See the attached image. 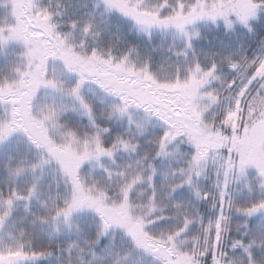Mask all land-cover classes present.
I'll return each mask as SVG.
<instances>
[{
	"label": "snow or ice",
	"instance_id": "obj_1",
	"mask_svg": "<svg viewBox=\"0 0 264 264\" xmlns=\"http://www.w3.org/2000/svg\"><path fill=\"white\" fill-rule=\"evenodd\" d=\"M102 3L106 10L120 12L149 35L153 27L174 28L186 37V48H192V38L199 35L198 31H188V25L200 20L215 23L222 18L232 27L230 16L235 14L247 26L249 18L264 8V0H193L191 3L175 0L174 4L169 0L155 4H146L145 0H102ZM23 7L26 14L36 5L28 0ZM53 15L48 9H39L30 19L18 16L14 27L0 28V43L16 40L24 47L23 67L15 69L17 78L0 82V103L11 105L5 119L0 120V143L13 132L22 131L41 151V158L28 168L34 171L55 162L67 185V196L62 207H55V217L62 215L67 223L73 213L90 210L99 217L97 241L107 237L113 229H119L129 238L131 250L123 256L117 254L112 264H126L137 249L155 255L162 264H233L227 252L217 254L223 234L229 230L230 217L224 213L225 204L246 217L264 212V198L244 207L234 204L230 198L225 201L234 171L245 175L249 167L255 168L260 187L264 189V136L259 135L264 132V55L245 59L248 70L245 78L233 77L222 82L232 93L229 105L224 108L216 92L207 90L212 81L220 79L217 62L204 67L197 60L184 69V75L177 65L172 76L161 79L152 69L150 58L141 62L134 59L135 47L115 55L110 48L102 49L96 43L89 45L88 36L98 35L93 32L91 21L83 24L82 38L76 42L73 31L79 21L71 20L73 31L62 32L53 21ZM183 54L187 56L186 51ZM226 59L229 67L238 72L240 62L231 57ZM49 60L60 61L65 71L75 74L74 81L68 83L54 68L50 74ZM86 83L95 84L106 98H114L108 106L107 117L121 120L126 117V131L130 135L118 133L110 143L105 141V135L112 129L96 123L95 104L82 94ZM41 87L77 101L78 106L72 105V110H83L94 131L81 138L75 128L60 124L61 114L68 110V105H57L53 101L34 109L33 101ZM213 108L216 111L209 119L208 112ZM136 112L155 118L160 122V130L148 140L152 149H146L134 164L117 172L119 180L113 184L112 170L101 161L107 157L115 163L118 152L139 151V137L146 134L147 124L134 118ZM245 113L249 120L247 125ZM248 138L257 140L254 154L244 148ZM184 143L192 146L187 166L160 173L155 161L182 154ZM233 153L238 154V159ZM209 157H220L224 161L217 171L218 177L222 172L223 179L217 181L216 194L196 186ZM85 162L99 165L105 176L98 179L82 176ZM10 171L20 174L25 167L21 164ZM158 174L162 176L160 182L156 179ZM145 184L147 188L140 187ZM185 186L194 190L197 199H211L213 206L218 205V216L205 223L198 210L189 213L186 202L177 198V193ZM135 193L145 197L143 202H136ZM15 196L17 193L13 191L5 201L9 207ZM8 215V212L0 215V225ZM165 220L173 223L156 227ZM194 222L201 225L203 246L200 237L188 235ZM189 239L193 241L192 247L186 249L184 246ZM258 240L264 244V232L259 238L250 237L247 242L235 239L231 248L242 249L247 264H257L253 249ZM23 255L20 250L6 255L0 253V264H10Z\"/></svg>",
	"mask_w": 264,
	"mask_h": 264
},
{
	"label": "rangeland",
	"instance_id": "obj_2",
	"mask_svg": "<svg viewBox=\"0 0 264 264\" xmlns=\"http://www.w3.org/2000/svg\"><path fill=\"white\" fill-rule=\"evenodd\" d=\"M27 2L28 0H0V28L16 26L18 16L23 15L25 19H30L39 9H48L54 13L53 21L59 25V30L62 32L73 31L69 24L71 20L79 21L78 26L73 31V37L76 42H79L82 38L81 27L83 24L91 21L94 26L93 32L98 33V35L90 34L88 36L89 45L96 43L102 49L107 50L110 48L115 55H121L129 47H135L137 52L133 54V57L137 62L150 58V56L145 55L147 52L145 46H142V49H140L139 45L143 41L159 38V41L164 43L166 40L167 47H169L168 50H170L171 67L164 69V63H162V59H160L159 63L156 62L158 70H154L157 75L161 79H167L173 75L177 65L181 67V75H184V69L193 65L197 60L204 67L209 66L212 61H215L220 66L217 72L220 79L212 81L207 90H214L216 94L217 90L222 86L221 84L224 77H227L226 75L228 72L224 71L223 68L225 66L226 57L231 54L230 50L233 49L234 45L237 46V40L242 42L247 41L251 37L252 32L257 33L264 24L263 8L257 11L256 16L249 18L247 26L241 23L235 14L230 16L233 22L232 27H228L222 18L218 19L215 23L211 20H200L197 21L195 25L187 26L188 31H198L199 35L192 38V48H186V37L178 33L174 28L153 27L149 35L140 30L130 18L122 15L120 12L116 10H106L102 0H31L36 7L28 10L25 14L23 5ZM120 33L135 37V41H133L134 45L128 46L125 42L122 48L121 39H119ZM235 38H237V40ZM170 47H172V50ZM23 51V44L19 41L9 40L0 43V63L11 61L14 64V69L15 67H23L24 58L21 55ZM184 51L187 52V56L183 54ZM177 53H179V55ZM49 68L50 74L51 69L54 68L61 78L68 83L73 82L75 79V74L65 71L61 62L58 60H49ZM164 71H166V73L161 74ZM16 78L17 73L13 71L12 75L5 80H14ZM82 94L90 101H103L102 103L108 106L114 100V98H106L104 94L97 89L96 85L92 83H86L84 85ZM53 101L57 105L65 104L69 106L68 110L62 114L73 113L82 117L87 116L83 113V110H72V105L78 106V102L73 98L67 96L62 97L54 90L44 87L39 89L33 101L34 109H39L45 104H52ZM202 103H206V101ZM10 107L11 105L0 103V108L3 110V115L0 117V120L5 119ZM213 111H216V109L213 108L212 111L208 112L209 119L212 118ZM134 118L146 122L147 127H160L159 121L155 118L145 116L142 112L134 113ZM244 122L246 125L249 123L246 113ZM241 135H243V129H241ZM259 135L264 136V132H261ZM56 139L57 142H60L59 137H56ZM253 140L254 141H251L250 138H248L244 144L245 150L249 153L253 151V148L256 149L257 140L256 138ZM190 148L192 151V146ZM14 154L19 155L18 158L21 161L19 163L25 167V171L20 174V177L31 182L32 187L26 193L13 197V204L11 207L5 203L7 199H0V215H3L5 212L9 213L3 225H0V253L6 255L9 251L17 250L25 253V255L21 257L14 258L10 264H37L38 258L31 256L27 251V245L24 244V239L27 236L25 232L29 227H33L38 232L42 233V235H55L60 233L78 234L84 233L90 229L99 230V217L90 210L73 213L71 220L67 223L62 215L60 217H55V207H62L64 198L67 196L65 178L58 170L55 162L45 165L42 169L36 168L34 171L28 168V165L35 163L41 158V151L29 142L22 131L13 132L7 139L0 143V159ZM233 155L238 159V154L233 153ZM12 159L14 158L12 157ZM208 162L214 167L216 175L220 164L224 163L220 157H209L207 164ZM87 164L89 163L85 162V165ZM254 170L256 171L255 168L249 167L246 171ZM237 174L238 171H234L231 174L229 186L232 181V176ZM218 179H223L222 172L219 177L217 176L216 185ZM215 187L217 188V186ZM30 190H32L31 194ZM216 190L218 191V189ZM228 199L229 196L225 197V201ZM226 208L227 204H225L224 207L225 215ZM108 235L121 238L128 245L129 250H131L132 246L129 238L119 229H113ZM220 252H223L222 245L221 250H217V254L219 255ZM131 257L142 260L147 259L150 261V264H162V261L155 255L145 252L142 249L135 250Z\"/></svg>",
	"mask_w": 264,
	"mask_h": 264
},
{
	"label": "trees",
	"instance_id": "obj_3",
	"mask_svg": "<svg viewBox=\"0 0 264 264\" xmlns=\"http://www.w3.org/2000/svg\"><path fill=\"white\" fill-rule=\"evenodd\" d=\"M158 2L159 0H145L146 4H155ZM191 2H193V0H185V3ZM169 3L174 4L175 0H169ZM119 39H121L122 48L124 47L125 42L128 46L134 45L133 41H135V37L128 34L120 33ZM235 39L237 40V38ZM237 42V46L232 45L233 49L230 50L231 54L227 57L231 56L233 60L240 62L239 71H233L229 67L226 59L223 69L228 73L223 81H228L233 77H238V79L245 78L248 73L245 59L251 60L264 55V24L257 33L252 32L251 37L247 41L242 42L237 40ZM139 46L140 49H142V46L147 48L145 55L150 56L153 70H158L157 63H159L160 59H162V63H164V69L171 67L170 65L172 62L169 52L170 50H168L169 47H167L166 40L162 43L159 41V38H154L153 40L143 41ZM170 49L172 50V47H170ZM13 65V62L11 61L0 63V82L5 81L7 77L12 75L13 71L16 69V67L15 69L13 68ZM165 73L166 71L161 74ZM221 85V88L217 90V95L220 97L221 107L226 108L230 103L232 93L227 89L224 83ZM91 101L95 104L96 123L108 126L112 129V132L106 134L104 137L106 142L110 143L118 133L124 134L125 136L130 135V133L126 131V118L122 120L116 118L108 119V105H105L98 100ZM2 115L3 110L0 108V117ZM59 123L75 128L79 132L81 138L94 131L92 122L89 120L88 116L82 117L77 114L66 113L61 115ZM159 130V126L147 127L146 134L139 137L141 146L136 153L120 151L116 154L115 163H112L107 157L102 158L101 162L113 172V184L119 180V177L116 175L117 172L124 170L128 164H134L146 149H152V145L148 143V140ZM190 147L191 146L184 143L182 145V154L178 153L176 157H170L167 159H157L155 164L159 169V172L170 173L172 169L182 166L186 167L188 154L191 152ZM18 156V154H14L0 159V199H7L12 195L13 191H15L17 195L26 193L32 187L31 182L20 177L21 173L14 175L10 171L20 165L19 162L21 161ZM12 157L14 159H12ZM82 174L89 179H98L105 176L104 170L99 167V165L93 166L89 164L85 165L84 169H82ZM156 179L157 182H160L162 176L158 174ZM216 179L217 175L215 169L212 164L208 162L205 172L199 177L196 186L202 190L216 194L218 192L216 190L218 188L215 187ZM140 187L147 188V184L141 185ZM228 190L229 198L234 204L241 207L249 206L252 202L264 198V189L260 187V177L255 170L246 171L245 175L237 174L232 176V181ZM134 196L137 203H141L145 199L140 193H135ZM177 198L186 202V208L189 213H195L198 210L199 214L203 216L205 223L209 219H215L219 214L220 208L218 205L213 206V201L211 199H197L194 195V190L187 186L177 193ZM226 209L225 212L226 215L230 217V221L229 230L223 234V239L221 241L222 250L223 252L228 253L229 258L233 260V264H247V256L244 254L243 250L240 248L233 250L231 245L235 239H243L247 242L252 236H257L259 238L260 233L264 232V212L257 213L252 217H246L245 215L236 212L234 207H227ZM245 221L247 223H245ZM172 223V221L165 220L156 227H166ZM200 229V223L194 222L188 235L189 237H200V245L203 246V234ZM26 233L27 236L24 239V244L27 245V251L30 255L33 256L32 253H43V255L33 256L38 258L37 264H112V261L116 258L117 254L123 256L125 252L130 251L128 245L119 237L107 235V237L100 238V240L97 241L98 229H90L84 233L78 234L60 233L55 235H42V233L38 232L33 227H29L25 234ZM192 243L193 241L189 239L184 248L190 249ZM219 249L221 250V246ZM253 251L257 264H264V244L259 243L258 240ZM109 253L111 254L109 255ZM122 264H125V262H122ZM126 264H150V261L147 259L142 260L130 257Z\"/></svg>",
	"mask_w": 264,
	"mask_h": 264
},
{
	"label": "flooded vegetation",
	"instance_id": "obj_4",
	"mask_svg": "<svg viewBox=\"0 0 264 264\" xmlns=\"http://www.w3.org/2000/svg\"><path fill=\"white\" fill-rule=\"evenodd\" d=\"M262 136H263V135H262ZM253 139H254V138H250L251 141H254ZM255 151H256V149L253 148V151H252L251 153L253 154V153H255Z\"/></svg>",
	"mask_w": 264,
	"mask_h": 264
}]
</instances>
